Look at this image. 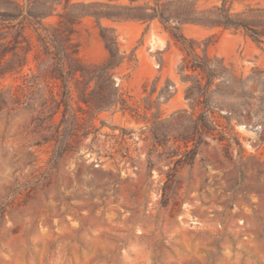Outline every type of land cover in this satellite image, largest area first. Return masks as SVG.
Segmentation results:
<instances>
[{"label": "rangeland", "instance_id": "374dc122", "mask_svg": "<svg viewBox=\"0 0 264 264\" xmlns=\"http://www.w3.org/2000/svg\"><path fill=\"white\" fill-rule=\"evenodd\" d=\"M100 26L116 29L131 60L114 80L134 110L98 112L73 100L68 121L62 109L52 118L42 106L50 94L43 79L34 106L10 104L0 113V264H264V44L239 31L183 24L200 52L209 43L210 55L224 57L236 75L220 88L224 78L216 79L211 95L224 106L216 115L225 126L232 116L228 137L243 150L233 138L209 137L193 163H177L187 149L177 141L184 129L168 119L191 110L185 93L192 81L178 73L183 51L158 19L86 16L74 38L88 63L108 56ZM88 80L72 79L75 94V84ZM169 80L173 96L146 110L154 85L155 100ZM13 83L0 79V87ZM153 121L162 135L157 145Z\"/></svg>", "mask_w": 264, "mask_h": 264}, {"label": "trees", "instance_id": "16d2710c", "mask_svg": "<svg viewBox=\"0 0 264 264\" xmlns=\"http://www.w3.org/2000/svg\"><path fill=\"white\" fill-rule=\"evenodd\" d=\"M117 1L0 0L4 7L0 10V79L13 78L16 81L0 87V113L10 104L34 106V95L40 90L43 79H50L46 84L50 94L44 98L42 106L50 108L52 118L62 109V121H68L73 100L80 108L84 103L89 110L98 112L118 107L123 111H133L123 93L115 87L116 69L131 61L122 52L116 29L100 26V36L108 56L102 63H88L81 58L80 45L74 38L76 25L86 16H94L99 22L102 18L158 19L184 53L178 73L184 81H192L185 93L191 110L179 109L168 119L184 129L177 141L182 140L187 149L177 163H193V154L202 144L208 143L209 137L220 142L233 138L243 150L239 139L228 137L233 131L230 124L232 116H227L228 125L225 126L216 115L224 106L211 95L216 79L224 78L216 83L220 88L222 84H232L236 75L227 67L224 57L210 55L209 43L200 52L201 42L187 37L182 26L195 23L239 31L262 45L264 6L259 2L248 3L251 0H146L135 6L116 4ZM209 2L213 4L208 5ZM236 3H244L245 6L235 10ZM55 16V20H49ZM78 77L89 80L83 88L77 82L75 94L71 81ZM156 89L157 83L145 98L146 110L157 107L161 97L168 101L173 96L175 84L169 80L154 100ZM144 91L147 92L146 84ZM151 130L154 144H160L162 135L155 121ZM190 142L195 143L194 148H189ZM30 154L34 152L30 151Z\"/></svg>", "mask_w": 264, "mask_h": 264}]
</instances>
